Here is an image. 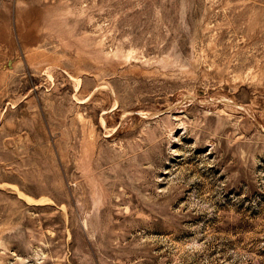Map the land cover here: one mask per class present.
Here are the masks:
<instances>
[{"label": "rangeland", "instance_id": "1", "mask_svg": "<svg viewBox=\"0 0 264 264\" xmlns=\"http://www.w3.org/2000/svg\"><path fill=\"white\" fill-rule=\"evenodd\" d=\"M0 264H264V0H0Z\"/></svg>", "mask_w": 264, "mask_h": 264}]
</instances>
